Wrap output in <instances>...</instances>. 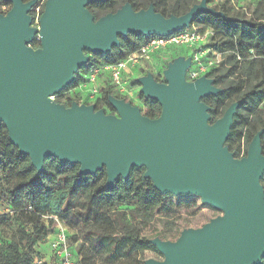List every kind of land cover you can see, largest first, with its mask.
Masks as SVG:
<instances>
[{
	"label": "water",
	"instance_id": "water-1",
	"mask_svg": "<svg viewBox=\"0 0 264 264\" xmlns=\"http://www.w3.org/2000/svg\"><path fill=\"white\" fill-rule=\"evenodd\" d=\"M0 14V124L9 140L41 172L47 158L80 165V174L103 168L107 186L145 168L162 194L197 195L223 212L202 228L183 230L176 241L151 242L164 260L145 264H261L264 259V154L259 131L248 155L236 159L225 142L240 102L213 125L201 99L222 91L213 79L187 82L191 59L179 58L165 71L166 83L151 74L138 79L146 98L159 101L161 115L150 119L139 107L109 97L119 116L95 105L70 107L51 97L62 92L89 62L86 53H107L129 33L168 36L190 26L200 13L224 16L201 0L183 15L165 17L153 6L135 11L127 2L95 20L87 8L105 0H46L39 29L30 10L37 0H6ZM38 37L41 47L30 44Z\"/></svg>",
	"mask_w": 264,
	"mask_h": 264
},
{
	"label": "trees",
	"instance_id": "trees-1",
	"mask_svg": "<svg viewBox=\"0 0 264 264\" xmlns=\"http://www.w3.org/2000/svg\"><path fill=\"white\" fill-rule=\"evenodd\" d=\"M40 1H44L42 15L46 0H37ZM212 1L207 0V3ZM127 2L135 11L153 6L156 12L170 17L185 14L198 0H105L91 2L87 8L96 20L108 13H115ZM7 4L10 2L0 0V6ZM218 4L220 6L214 8L223 12L224 16L200 13L189 26L197 27L202 33L206 29L211 30L208 47L222 54L220 64L207 74L222 91L201 101L210 107L211 125L219 119L220 112L223 116L232 103L240 102L225 146L236 158L240 155V146L237 149L235 143L245 139L249 144L262 131L264 154V0H257L249 18L248 13L241 10L243 6L237 8L229 1ZM149 39L150 36L144 34L129 33L119 36V44L111 51L91 53L89 62L77 72L75 80L56 97L71 88L81 87L93 67L116 64L138 52ZM30 46L40 48L38 37ZM136 83L139 85L138 81ZM140 96L143 115L157 119L162 112L159 101L146 98L141 92ZM101 102V99L97 100L98 104ZM72 103L73 100H70L69 106ZM107 103L115 112L109 98ZM101 108L98 106L96 110ZM136 170H143V183L149 181L144 168L133 167L128 180L120 178L114 185L107 186L105 168L96 174L83 175L80 174L79 164L61 162L55 157L47 158L43 170L38 172L31 164L30 157L22 154L10 142L8 130L1 123L0 203L2 194L6 195L8 203L5 207L11 212L0 219V264H37L39 252L36 247L47 240L54 229L52 215L64 221L67 227L69 223L76 230L77 227L81 229L82 248L89 245L91 257H99L100 264H137L145 250L160 253L151 240L160 238L169 241L171 237L181 234L186 230L183 226L187 225V221H178L179 217L187 215L182 210L194 214L203 204L194 196L162 194L153 184L143 185L142 189L133 193L132 180ZM260 183L264 189V176ZM134 194L140 197L138 206L129 210L117 208L126 197ZM80 197L84 199L83 209L76 211L75 200ZM151 221L156 222L159 228L154 234H144ZM4 224L15 225L9 240L3 238ZM76 237L69 231L75 257L79 264H84L83 249L78 252L73 247ZM136 255L141 258L133 259ZM261 264H264V259Z\"/></svg>",
	"mask_w": 264,
	"mask_h": 264
},
{
	"label": "rangeland",
	"instance_id": "rangeland-1",
	"mask_svg": "<svg viewBox=\"0 0 264 264\" xmlns=\"http://www.w3.org/2000/svg\"><path fill=\"white\" fill-rule=\"evenodd\" d=\"M201 0H198V3H200ZM197 3V4H198ZM257 0H243L241 1V6H243V8L241 10L247 12V17L249 18L251 16V12L254 9V7L256 6ZM43 4L44 1H40L37 2L34 7L30 10L29 14L31 15L33 21H32V27H35L37 29H39L40 26V17H41V11L43 8ZM209 6L211 7H218L220 6V4L216 3L214 0L211 3H207ZM13 7V4H7V5H2L0 6V14L6 15ZM196 29L198 30V28L196 27ZM199 31V30H198ZM206 33H208L209 38L212 35V31L209 29H206L205 31ZM202 33V32H201ZM209 44V42L207 43ZM32 49L37 50L39 48L37 47H33L30 46ZM40 47H41V43H40ZM208 50L211 51V49L208 47ZM195 51V48H191L190 46H186V45H180V46H172V47H168L167 49L161 51L160 53H157L153 56V58L151 59L150 62H148V64L141 62V64H138L135 67H132L128 70V72H125L123 75V83L125 88H121L120 86H116L112 83L111 79L108 77V75L103 74L100 76V80H99V95H94V96H90L89 93V87L88 88H71L69 90H67L66 92H64L61 96L56 97L53 96L51 97L52 100L55 103H58V101H60L61 103L58 104H62L64 106H69L70 100H73V103H77L78 105H95V108L100 106L102 107L100 110H103L104 113L106 115H114V116H119L118 113L115 111H112L110 106L107 103V100L109 98L110 95L117 97L119 99H123L126 102L130 103L133 106L139 107L141 109V107L143 106V102L140 96V84L137 85V81L139 78L147 76L148 74H151L153 76V78L155 79V81L159 82V83H166V77H165V71L168 69L169 65L171 63H174L175 60L179 59V58H183L185 60L187 59H191L192 55ZM211 53V52H209ZM89 57L92 56L91 53H86ZM194 71H197V67H195V65L191 63V66L189 67V69L186 72V76L185 79L187 82H193L196 77L194 75ZM199 77V76H198ZM101 99L102 102L101 104L97 103V100ZM72 103V104H73ZM71 105V104H70ZM98 105V106H97ZM70 107V106H69ZM142 113V112H141ZM143 114V113H142ZM218 117H222V112L219 113ZM210 125L211 122L209 121ZM249 144L246 143V140L243 139L240 142L235 143V146L237 147V149H239L240 146V155H238L236 157V159H242L244 157H247L248 155V150H249ZM144 168V167H142ZM145 170V168H144ZM143 174V170H136L134 172V176H133V180H132V190L133 193L138 192L140 189H142L143 185H148L151 186L152 184L154 185V181L149 178V181L146 183H143L142 181V175ZM141 194H143V192H141ZM183 195V194H181ZM185 196V195H183ZM189 196H194L198 198V202L203 204V206L201 207V209L199 211H197V213L191 214L188 211L182 210L183 213H187V215H185V217H179L178 221H187V225L183 226L185 229H189V228H194V229H199L202 228L205 224L209 223L212 219L218 217V216H222L223 212L209 204H204L202 202V199L197 196V195H189ZM139 201H140V197L137 196V194L134 195H130L128 197H126V200L124 202H122L121 204L117 205V208H124L129 210L131 207H136L139 205ZM8 203V198L6 195L2 194V199H1V203H0V207H5ZM83 203H84V199L83 198H77L75 200V208L74 210L76 211H80L83 209ZM177 216H180L177 214ZM81 226V225H80ZM82 227V226H81ZM15 228V225L11 226L8 224H4V233H3V238L5 240H9L10 235H11V231L12 229ZM78 229L76 230L75 226H73L72 224L68 223V229L70 231L71 234H74V236H77L76 241H74L75 239H73V247L75 249V251H80V249L83 246V240L81 238V229H79V227H77ZM159 228V225L156 222L151 221L148 225V227H146V229L144 230V234H154L155 230ZM76 234V235H75ZM181 234L175 235L174 237H171V239L169 241H176ZM47 240L41 241L38 245H37V250L39 252V258L36 261L37 263L41 262H46L48 264H54L53 259L50 261H46V257L47 255H49V251H48V246L46 243ZM82 254L84 256V264H100V259L99 257H91V253H90V247L89 245H84V247L82 248ZM160 252V251H159ZM141 257L139 256H134L133 259L137 260ZM41 259V260H40ZM149 259H154L157 261H162L164 260V255L160 252V253H156L150 250H145L142 254V258L140 259L141 261L138 262L137 264H145L146 260ZM41 263V264H42ZM118 264V263H116Z\"/></svg>",
	"mask_w": 264,
	"mask_h": 264
},
{
	"label": "built area",
	"instance_id": "built-area-1",
	"mask_svg": "<svg viewBox=\"0 0 264 264\" xmlns=\"http://www.w3.org/2000/svg\"><path fill=\"white\" fill-rule=\"evenodd\" d=\"M225 1H229L232 5L238 8L241 6L240 3L243 0H215L216 3H223ZM209 39L208 33H201L194 26L187 27L168 36L151 35L149 41L146 42L138 52L133 53L126 59L121 60L116 64H103L93 67L89 71L85 83L81 85L80 88L89 87L90 96L97 95L99 93L100 76L103 74L108 75L114 85L125 88V82L123 83L122 79L126 71L128 72L130 68L141 64V62L148 64L155 54L160 53L168 47L180 45L195 48L191 58V63L197 67V71H194L196 79L201 76H207L212 69L216 68L220 64L222 59L221 53L212 50L211 48V51L208 50L207 43L209 42ZM139 88L141 87L139 86ZM8 212H11L8 207H0V219ZM50 217L55 220V224L53 232L48 235L47 239L51 234H53V238L50 240V249L53 254L54 264H79L70 244L69 230L65 222L61 221L55 215ZM41 263L42 261L37 264Z\"/></svg>",
	"mask_w": 264,
	"mask_h": 264
},
{
	"label": "crops",
	"instance_id": "crops-1",
	"mask_svg": "<svg viewBox=\"0 0 264 264\" xmlns=\"http://www.w3.org/2000/svg\"><path fill=\"white\" fill-rule=\"evenodd\" d=\"M127 72V71H126ZM53 238V234L50 235V237L47 239L46 243H47V246H48V251H49V255H47L46 257V261H50L53 259V254H52V251L50 249V240H52Z\"/></svg>",
	"mask_w": 264,
	"mask_h": 264
}]
</instances>
